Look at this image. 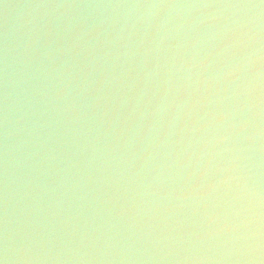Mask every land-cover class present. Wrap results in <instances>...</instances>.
<instances>
[{"label":"water","instance_id":"obj_1","mask_svg":"<svg viewBox=\"0 0 264 264\" xmlns=\"http://www.w3.org/2000/svg\"><path fill=\"white\" fill-rule=\"evenodd\" d=\"M249 3L0 0V235L29 258L15 264H258L239 237L264 196V104L255 45L228 30L264 29V8L226 7ZM226 64L235 83L215 79Z\"/></svg>","mask_w":264,"mask_h":264},{"label":"clouds","instance_id":"obj_2","mask_svg":"<svg viewBox=\"0 0 264 264\" xmlns=\"http://www.w3.org/2000/svg\"><path fill=\"white\" fill-rule=\"evenodd\" d=\"M173 7V5H158L153 4L149 7ZM226 7H236V8H264V0H260L259 4H236V5H226ZM255 28V31L252 32V29ZM229 32H239L241 36H246L250 41L254 43V47L250 51L245 63L252 65V71L255 72V78L249 83L253 84L255 90L257 91L256 105H257V114L260 112L259 105L264 104V29L256 27V25L249 21H233V27L228 30ZM249 32H252L251 35H248ZM86 35V34H85ZM223 39V37H221ZM227 46V45H225ZM94 47V45H93ZM51 55L50 51L45 53L46 58ZM211 53L205 51L199 58L193 57L194 63L188 65L189 69L191 67L198 65H203L208 62L209 56ZM184 67V65H182ZM242 66L240 64H226L222 65L221 69L216 73L215 79L217 81L228 80L229 82L235 83L239 79V74L241 72ZM81 87H84L82 84ZM236 87L239 88L240 85L236 84ZM70 94V89L67 84H64L62 87H59L56 91V95L67 97ZM176 106V101L173 99L167 104L158 105L151 113H149V119L152 120L160 116V113L165 109H172ZM235 116V111L233 112V117ZM219 121L221 127H223L224 116H220ZM246 121L237 123L233 119V123L227 126L228 130L232 128H238L242 130L245 126ZM142 132L147 136H152L154 134V129L152 127H147L142 129ZM225 136H220L216 139V142L225 140ZM156 143H163V140L156 137ZM209 141L204 140L201 147H206ZM147 151V149H146ZM207 166V165H205ZM225 179L222 177L217 183H224ZM153 186L149 184L145 189L148 192ZM213 190L212 185L206 186L196 195L205 196ZM255 195V194H254ZM257 200V223L256 230L251 237H239L240 240L245 243L242 246L247 247L248 251L251 252V255H248L250 261H256L258 264H264V215L260 213L261 204H264V196L256 195ZM254 237V238H253ZM29 259L24 255L23 250H17L9 243V235L7 225L5 224L4 231L0 235V264H15L17 260H27Z\"/></svg>","mask_w":264,"mask_h":264}]
</instances>
